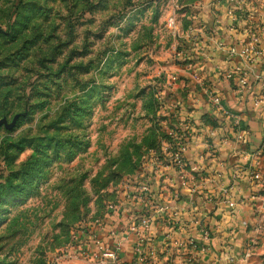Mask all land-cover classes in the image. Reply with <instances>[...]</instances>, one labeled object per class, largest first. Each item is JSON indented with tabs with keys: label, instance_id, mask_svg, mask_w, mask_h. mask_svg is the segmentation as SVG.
Wrapping results in <instances>:
<instances>
[{
	"label": "rangeland",
	"instance_id": "374dc122",
	"mask_svg": "<svg viewBox=\"0 0 264 264\" xmlns=\"http://www.w3.org/2000/svg\"><path fill=\"white\" fill-rule=\"evenodd\" d=\"M202 1L0 0V264H60L110 205L153 203L137 190L185 169L178 72Z\"/></svg>",
	"mask_w": 264,
	"mask_h": 264
},
{
	"label": "crops",
	"instance_id": "0c3cea01",
	"mask_svg": "<svg viewBox=\"0 0 264 264\" xmlns=\"http://www.w3.org/2000/svg\"><path fill=\"white\" fill-rule=\"evenodd\" d=\"M213 1L201 2L199 28L190 34L188 27L184 34L187 61L178 73L184 74L180 83L185 88L186 106L176 113L183 120L182 131L190 136L182 156L185 169L155 173L147 188L153 203L142 205L127 197L120 211L110 212L101 227L81 239L77 253L88 259L75 250L60 264H239L264 260V151L260 149L264 107L254 109L251 103L260 91L257 78L264 79V36L261 64L228 63L208 36L215 34L231 46L239 34L229 32V22L219 18L226 0H220L217 14ZM253 11L255 19L260 18L261 11ZM235 67L248 81L243 92L234 81L222 78L226 70ZM210 90L220 96L221 108L231 118L213 107ZM203 116L216 126L204 125ZM232 117L238 119V127ZM252 172L260 174L259 181L252 179ZM164 190L166 198L179 194L182 200L159 204L155 196ZM142 222L147 224L142 226ZM110 253L116 254V260L105 256Z\"/></svg>",
	"mask_w": 264,
	"mask_h": 264
},
{
	"label": "built area",
	"instance_id": "2783aa9c",
	"mask_svg": "<svg viewBox=\"0 0 264 264\" xmlns=\"http://www.w3.org/2000/svg\"><path fill=\"white\" fill-rule=\"evenodd\" d=\"M245 0H226L224 13L219 16V18H225L229 22V32H235L239 34L238 39L234 45L228 46L220 39L214 36H208L211 40L212 45L215 50L219 51V53H223L226 56V61L230 64H261L263 60V50L260 46L261 39L264 36V0H251L252 3L250 5H246L244 3ZM212 7L217 10L216 14L220 12L221 2L220 0H214L212 2ZM259 9L261 11L260 18L255 19V15L253 10ZM251 10V11H250ZM197 22H193V21ZM199 19H192L190 21V25L188 28V33L192 34L197 31L199 28ZM169 26H173V20L168 21ZM183 57H185V53L183 52ZM222 78L226 81H234L241 92L245 89H248V81L246 76L242 75L241 69L239 67L231 68L226 70ZM261 81L260 91L252 98V108L259 109L264 107V79H259ZM208 97L210 98V102L214 108H216L220 113L224 114L226 117H230L229 114L223 112L221 108V98L220 96L210 90L208 93ZM231 118V117H230ZM234 120V126H239L238 119L232 117ZM260 149L264 151V118H263V133L261 138V146ZM182 159V156H180ZM177 158V161L181 163V159ZM251 177L254 181L260 180V174L258 172H252ZM128 189V188H127ZM148 192L147 188L142 187L137 190V197L141 199L143 195ZM109 210L111 212L120 211L121 207L116 205H110ZM147 222H142V226H145ZM133 229L132 231H134ZM207 238L208 236L205 235ZM251 247V246H250ZM249 250V249H248ZM251 251V250H250ZM250 251H247L246 257L249 256ZM82 259H88V256L82 252H80ZM152 253L150 252V255ZM105 256L111 258L112 260H116V254L110 253Z\"/></svg>",
	"mask_w": 264,
	"mask_h": 264
},
{
	"label": "trees",
	"instance_id": "16d2710c",
	"mask_svg": "<svg viewBox=\"0 0 264 264\" xmlns=\"http://www.w3.org/2000/svg\"><path fill=\"white\" fill-rule=\"evenodd\" d=\"M25 1H27V0H18V5H23V3H25ZM99 0H97V2H98ZM24 5H27V4H24ZM30 7H32V4H29L28 6H27V8H30ZM24 9V8H23ZM29 10H31V9H29ZM34 15L35 14H33L32 15V17H34ZM31 17V18H32ZM31 18H30V20H28V24H30V22H31ZM15 24V23H14ZM14 24H12V26H11V28H9L8 29V31H9V33H8V35L11 33L12 35H13V37L14 38H18L19 36H22L24 33H26V30H28V25L26 24L23 28H22V30H19L18 32H14L15 31V28H16V26L14 25ZM40 28V25H36L35 26V30H38ZM35 30H34V32H35ZM37 35V34H36ZM38 36H35V38H33L32 40H31V43L32 44H35V42H36V38H37ZM50 40V38H49V36L48 37H46L45 38V42H48ZM10 90H7L6 92H5V95H6V97L5 98H7V96H9L10 95ZM19 147V146H18ZM20 149V148H19ZM22 150H19V152H21ZM29 164H31V162L29 161L28 163H27V165L25 166L26 167V169H24V174H26V173H28L29 172V170L31 169V167H29L28 165ZM31 175H34V174H31ZM12 189V186H8V184L6 185V189Z\"/></svg>",
	"mask_w": 264,
	"mask_h": 264
},
{
	"label": "water",
	"instance_id": "95a60500",
	"mask_svg": "<svg viewBox=\"0 0 264 264\" xmlns=\"http://www.w3.org/2000/svg\"><path fill=\"white\" fill-rule=\"evenodd\" d=\"M0 125H1V123H0Z\"/></svg>",
	"mask_w": 264,
	"mask_h": 264
}]
</instances>
